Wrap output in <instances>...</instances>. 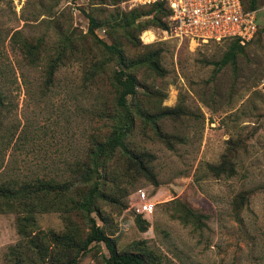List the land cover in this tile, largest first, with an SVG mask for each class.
I'll use <instances>...</instances> for the list:
<instances>
[{"label": "rangeland", "instance_id": "rangeland-1", "mask_svg": "<svg viewBox=\"0 0 264 264\" xmlns=\"http://www.w3.org/2000/svg\"><path fill=\"white\" fill-rule=\"evenodd\" d=\"M254 1L256 36L235 63L218 70L232 41L182 39L150 4L0 0V186L35 190L40 180L80 181L90 164L81 183L88 185L71 194L64 185L0 200V264H34V249L17 224L30 207L33 235H47L44 247L54 244L49 231L71 225L86 236V211L70 199L95 185L90 216L120 251L148 248L150 264H264V0ZM91 16L99 22L96 36L128 62L150 55L159 61L160 70L150 58L128 68L137 81L128 95L133 117L125 137L133 152L151 155L146 164L155 181L120 146L98 167L88 156L122 123L118 98L132 88L128 80L116 83L119 57L91 33ZM148 30L155 35L149 42L142 37ZM222 162L228 171L217 175L212 166ZM140 189L155 205L151 214L131 208L143 201ZM64 251L67 258L71 251ZM108 255L103 242H93L77 264H106Z\"/></svg>", "mask_w": 264, "mask_h": 264}, {"label": "trees", "instance_id": "trees-1", "mask_svg": "<svg viewBox=\"0 0 264 264\" xmlns=\"http://www.w3.org/2000/svg\"><path fill=\"white\" fill-rule=\"evenodd\" d=\"M243 4L246 9L251 10L257 8V2L253 0L252 3H250V6L247 5L249 0H242ZM256 3V4H255ZM154 7V11L161 19L160 13L163 12L166 14V22L169 28V20L168 17L171 14L170 8L167 6V4L163 1H158L155 3H151ZM159 21V20H158ZM91 22V33L99 39L94 31V28L99 25V22L94 18L90 17ZM160 22V21H159ZM100 40V39H99ZM232 41L228 51L225 53L224 57L221 59V62L218 63V70L221 69L223 66L227 65L228 63H235V60L237 58V55L243 51L244 46L240 44L237 40H229ZM102 45L109 51L114 52L119 57V63H120V70L116 71L115 74V81L119 85H122L125 80H128L131 82V89H123L122 92H120L119 98H118V108L120 113V121L121 124H117L114 128V134L110 136L107 140L104 142H96L94 146L89 148L88 150V156H90L93 160L92 165L95 167H98L100 164V159L105 156H109L111 151L115 149V147H122L125 149V152L127 155L130 156L132 163L137 166V168L140 169V171L143 172L144 175H146L151 180L155 181V174L151 171L150 167L146 164L147 157H151L150 154L147 152H140L136 153L133 152L129 146L126 145L125 137L127 136V133L129 132L127 126L128 123L130 124L132 121V114L130 111V105L128 101V95L130 93L135 94L136 92V81L137 77L134 74V72L128 70L129 66L133 64H140L142 62H146L150 60L153 62L154 66L157 70H160V66L158 65V60L155 56H148L142 57L140 60H137L136 62H128L126 56L123 54L122 50H120L116 45L114 44H107L106 42H103L100 40ZM126 67V68H125ZM56 71V63L52 62L49 66V76L48 81L52 82L53 75ZM2 104V100L0 98V105ZM171 110H166L161 115L169 114ZM158 134L160 137L165 139L166 141H169L168 138L163 135L161 131L158 130ZM86 171L84 172L83 176L86 179V181L89 179L88 174L90 173V164L86 163ZM212 169L217 175L225 173L227 170V164L225 162H222L218 165H213ZM89 172V173H88ZM229 173H233V171H229ZM84 179V180H85ZM84 180H76V179H70L68 181L60 183L59 181H43L40 180L37 182V189L35 190H29L31 187L29 185H24L21 188L16 189L15 187H11L5 183V185L0 186V200L1 199H10V200H17V197L23 193L25 196L31 195L32 193H36L38 190H51V189H59L62 190L63 186L65 193H72L73 191L80 190L83 187H86L88 185V182L84 186L81 185V183ZM33 187V186H32ZM36 187V184L35 186ZM99 192L98 185H95L93 188H90L86 193L85 196H83L82 199L76 201L73 199H70V203L73 205L76 203L75 207L83 208L86 211V215L89 221V232L86 236H83L78 231L76 227L70 226V230L64 231L62 233H56L55 231H49V235L52 240H54L53 245H46L45 247L42 245L43 242L46 241V234H44L42 240L37 239L36 234L33 235L34 229L36 228L37 222L35 215V210L30 207L29 209H24L22 211L26 212V215L20 216L18 218V232L22 238H25V240L31 245V248L34 249V253L32 255L34 256V264H77L78 262V256L85 253L88 249H90V246L93 242H103L108 249L109 255L105 257V263L106 264H150V261H152V252L149 251L148 248H145L139 252H127V251H120L118 250L115 240L113 237L108 235L104 228L100 226L96 219L91 217L92 208L94 207L95 203V197ZM1 203V202H0ZM4 204V202H3ZM5 205V204H4ZM26 206L28 207V202L26 203ZM141 215V214H140ZM75 232H74V231ZM73 232L72 234L70 233ZM43 241V242H42ZM71 251L70 255L67 253V258H65V251L64 250ZM74 254L72 257L71 254ZM17 264H20V260L18 259Z\"/></svg>", "mask_w": 264, "mask_h": 264}, {"label": "built area", "instance_id": "built-area-1", "mask_svg": "<svg viewBox=\"0 0 264 264\" xmlns=\"http://www.w3.org/2000/svg\"><path fill=\"white\" fill-rule=\"evenodd\" d=\"M133 5L163 1L170 8V29L182 39L193 42L237 40L245 45L259 30L258 8L248 10L242 0H129ZM140 202L132 204L135 214H151L155 205L144 189L137 192ZM148 198V199H147Z\"/></svg>", "mask_w": 264, "mask_h": 264}, {"label": "bare ground", "instance_id": "bare-ground-1", "mask_svg": "<svg viewBox=\"0 0 264 264\" xmlns=\"http://www.w3.org/2000/svg\"><path fill=\"white\" fill-rule=\"evenodd\" d=\"M146 41H152L155 38L154 33L151 30L144 32L142 36Z\"/></svg>", "mask_w": 264, "mask_h": 264}]
</instances>
